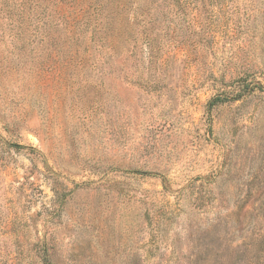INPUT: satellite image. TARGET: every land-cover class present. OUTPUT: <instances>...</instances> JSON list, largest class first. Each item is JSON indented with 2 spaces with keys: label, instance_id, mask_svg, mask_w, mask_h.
I'll list each match as a JSON object with an SVG mask.
<instances>
[{
  "label": "rangeland",
  "instance_id": "374dc122",
  "mask_svg": "<svg viewBox=\"0 0 264 264\" xmlns=\"http://www.w3.org/2000/svg\"><path fill=\"white\" fill-rule=\"evenodd\" d=\"M124 1L0 0V264H261L264 0Z\"/></svg>",
  "mask_w": 264,
  "mask_h": 264
},
{
  "label": "trees",
  "instance_id": "16d2710c",
  "mask_svg": "<svg viewBox=\"0 0 264 264\" xmlns=\"http://www.w3.org/2000/svg\"><path fill=\"white\" fill-rule=\"evenodd\" d=\"M127 3V1H124V0H101L99 6L101 8H104V10L106 12H108V15H107V25L109 27H114L115 26V17L111 14L113 12H116L117 14H120V10L122 11V8L125 6V4ZM98 7V9H100ZM101 10V9H100ZM117 29V28H116ZM255 242H258L259 243V246H263L264 245V234H259L258 236H256L255 238ZM46 264H49L48 263V260L45 261ZM261 264H264V262H261Z\"/></svg>",
  "mask_w": 264,
  "mask_h": 264
}]
</instances>
